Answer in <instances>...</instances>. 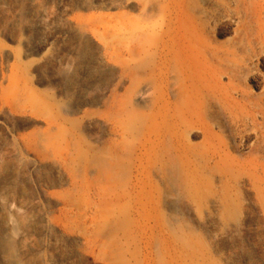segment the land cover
Instances as JSON below:
<instances>
[{"label":"rangeland","instance_id":"obj_1","mask_svg":"<svg viewBox=\"0 0 264 264\" xmlns=\"http://www.w3.org/2000/svg\"><path fill=\"white\" fill-rule=\"evenodd\" d=\"M142 1L38 0L42 15L34 12L22 24V0H0V264H264L258 211L230 225L214 217L210 189L180 181L168 202L154 204L148 188L133 205V244L114 231L94 245L107 211L99 187L86 195L83 164L60 168L53 144L66 148L60 136L65 120L70 132L104 149L110 139L103 125L106 99H138L129 81L120 80L121 62L108 45L134 44ZM77 25L89 32V55L66 82L62 73L79 62L80 43L69 33ZM108 66L114 70L95 75ZM138 104L152 109L149 96ZM43 138L49 147L41 145Z\"/></svg>","mask_w":264,"mask_h":264},{"label":"bare ground","instance_id":"obj_2","mask_svg":"<svg viewBox=\"0 0 264 264\" xmlns=\"http://www.w3.org/2000/svg\"><path fill=\"white\" fill-rule=\"evenodd\" d=\"M37 6L38 0H22V24L34 12L42 15ZM136 28L131 47L108 45L121 62L120 80L129 81L138 99H106L103 125L110 139L104 149L70 132L65 120L60 136L66 148L53 144L60 168L83 164L86 195L99 187L107 211L94 245L114 231L133 244V205L148 188L154 204L168 202L178 181L210 189L217 220L231 225L252 211L264 220V0H144ZM69 33L81 49L75 68L62 73L66 82L88 59L90 42L81 25ZM146 96L151 111L138 104ZM41 145L51 141L43 138ZM113 247L123 255L120 244Z\"/></svg>","mask_w":264,"mask_h":264}]
</instances>
